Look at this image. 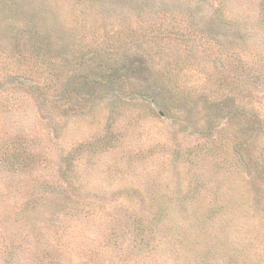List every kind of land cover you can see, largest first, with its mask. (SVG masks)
Wrapping results in <instances>:
<instances>
[{"label":"rangeland","instance_id":"374dc122","mask_svg":"<svg viewBox=\"0 0 264 264\" xmlns=\"http://www.w3.org/2000/svg\"><path fill=\"white\" fill-rule=\"evenodd\" d=\"M0 264H264V0H0Z\"/></svg>","mask_w":264,"mask_h":264}]
</instances>
